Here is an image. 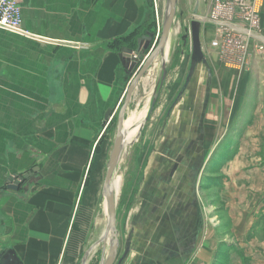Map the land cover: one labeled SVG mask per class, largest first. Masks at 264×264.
<instances>
[{
	"label": "crops",
	"instance_id": "obj_1",
	"mask_svg": "<svg viewBox=\"0 0 264 264\" xmlns=\"http://www.w3.org/2000/svg\"><path fill=\"white\" fill-rule=\"evenodd\" d=\"M19 4L27 34L0 29V264H79L105 229L99 212L103 174L113 121L134 74L123 67L120 50L134 49L136 39L152 31L155 14L151 0ZM208 10L209 4L199 9V18L204 12L200 33L208 35L209 46ZM260 33L264 44V21ZM206 59L211 79L205 126L211 134L220 127L225 136L231 129L239 133L236 148L228 146L235 153L218 166L230 236L211 221L203 224L196 211L192 228L202 238L189 256L168 253L134 264H218L217 244L226 249V263L219 264H260L242 245L254 249L264 242V169L250 157L240 160L247 149L238 139L250 131L252 101L245 102V92L256 80L248 71L236 76L213 49ZM263 65L264 55L252 68ZM213 153L200 165H209ZM246 166H252L248 176ZM27 173L17 189L7 187Z\"/></svg>",
	"mask_w": 264,
	"mask_h": 264
},
{
	"label": "rangeland",
	"instance_id": "obj_2",
	"mask_svg": "<svg viewBox=\"0 0 264 264\" xmlns=\"http://www.w3.org/2000/svg\"><path fill=\"white\" fill-rule=\"evenodd\" d=\"M162 2L163 0L160 9ZM194 2L195 0H179L176 17L178 29L170 40L165 63L167 75L163 84H157L156 92L153 89L150 91L151 81H156L159 74L157 67V75L151 73L147 86L140 81L133 90L134 100L127 110L126 120L131 110L140 112L148 98L152 102L150 112L144 117L145 121L137 132V140L128 145L122 142L120 149L116 175L123 178L117 204L122 245L115 264L127 242H130V250L119 264H134L140 258L157 262L168 253H179L186 258L194 251L196 244L200 246L201 243L197 240L202 238V231L192 228V224L197 225L194 222L196 211H199L203 224L204 221H211L223 236L229 235L232 221L224 209L225 198L221 193V172L218 166L229 157L231 150L228 146L236 148L239 133L231 129L225 138L224 124L227 123V118L220 120L223 129L219 126V131L213 134L208 132L204 113L210 90L202 64L197 66L188 87L177 97L190 63L191 42L187 30L189 31ZM209 3L210 0L201 1L200 11H205ZM203 14L204 12L200 14V18ZM263 15L261 10L262 23ZM160 17L161 14L159 22ZM159 25L153 15L151 28L154 35L157 32L160 35L161 24ZM207 37L206 33H200L205 57L211 52ZM221 59L225 61V58ZM257 59L259 57L251 59L248 69H244L240 75L233 66H227L236 72V76L243 77L248 71L250 79L256 80L246 86L245 92V102L252 101L247 107L253 116L248 128L250 131L238 139H242L241 144L246 145L247 149L246 156L242 154L240 160L250 157L252 163L255 162L264 169V164H260L257 159L259 155L264 159V65L252 68V63ZM234 88L238 90V85ZM115 124L116 117L113 126ZM213 151L209 165L201 166L205 156H210ZM234 153L235 151L230 155ZM250 167L252 166L245 167L247 176ZM101 201L99 212L104 218V200ZM260 244L261 247L254 246V249H251V245L248 247L243 244L242 247L246 249V255L250 254L259 259L260 264H264V242ZM102 247L100 244L92 249L87 264H97L100 259H104ZM225 250L222 245L217 244L215 252H218V264L225 262ZM238 257L241 258L240 255ZM235 259L238 258L235 256ZM241 262L250 264L243 259Z\"/></svg>",
	"mask_w": 264,
	"mask_h": 264
},
{
	"label": "water",
	"instance_id": "obj_3",
	"mask_svg": "<svg viewBox=\"0 0 264 264\" xmlns=\"http://www.w3.org/2000/svg\"><path fill=\"white\" fill-rule=\"evenodd\" d=\"M166 1V21L164 25L161 26V32L156 43H153L154 33L152 31H145L143 35L136 39V47L134 49H131L129 47H121L120 50L119 58L121 63L123 64V67L128 72L134 74L125 89L123 101L117 112L114 135L108 150L105 173L102 184V196L104 194V189H107L106 217L109 230L112 235L113 248L108 257H106L105 259H100L98 264H115L119 251L121 249L122 243L119 230V218L117 214V204L119 195L113 184V180L116 174L118 173L120 149L124 138V123L127 118V110L132 99L133 90L143 78L144 74L155 62V60L169 46L172 32L176 26L177 7L179 0ZM201 1L204 0H195L193 9L191 11L189 31L187 30L191 42L190 63L188 67V72L185 77V81L177 97H179L188 87L191 78L197 68V65L202 64L206 70V80L209 81L211 79V71L207 63L205 54L203 52L200 40V31L202 23L199 19V9ZM141 61L143 62L140 65ZM165 77L166 71H163L158 82L160 86L161 84H163ZM109 114L110 112L107 113V115ZM28 176L29 173L18 177L16 180L12 181L7 187L9 189H17L20 182H22ZM129 248L130 242H127L123 253L118 259L117 264H119L121 260L127 255ZM84 256L81 260H83Z\"/></svg>",
	"mask_w": 264,
	"mask_h": 264
},
{
	"label": "built area",
	"instance_id": "obj_4",
	"mask_svg": "<svg viewBox=\"0 0 264 264\" xmlns=\"http://www.w3.org/2000/svg\"><path fill=\"white\" fill-rule=\"evenodd\" d=\"M19 2L0 0V29L27 34L21 27ZM263 5L264 0H210L204 17L212 26L209 46L225 58L224 63L233 66L238 75L248 69L251 59L264 55L260 34ZM151 6L159 25L161 0H151ZM158 37L159 32L155 33L153 43Z\"/></svg>",
	"mask_w": 264,
	"mask_h": 264
},
{
	"label": "bare ground",
	"instance_id": "obj_5",
	"mask_svg": "<svg viewBox=\"0 0 264 264\" xmlns=\"http://www.w3.org/2000/svg\"><path fill=\"white\" fill-rule=\"evenodd\" d=\"M162 5H163L162 9H160L162 11L161 17H160L161 26H163L165 21H166L167 1L163 0ZM177 29H178V27L175 26V28L172 32V35L174 32L177 31ZM172 35H171V37H172ZM168 51H169V46L155 60V62L152 64V66L148 69V71L144 74L143 78L140 80V81H142L144 86H147L149 84V76L151 75V73H153L156 76L158 73L156 68L158 67L159 74H158L156 81H155V79H153L151 81L150 91H152V89L154 90V92L157 91V84H158L159 79L161 77V73L163 71H166V64L165 63H166V60L168 59ZM166 75H167V73H166ZM151 102H152V99L148 98L146 100V103L143 106V109L140 112H137L136 109H133L129 112V117L127 120H125V123H124V134H123V136H124L123 140L124 141H123V143H125L126 145L131 144L137 140V138H138L137 132L140 130V128L142 127V125L145 121L144 117H146L148 115V113L150 112ZM122 183H123L122 176L116 175L114 180H113V184H114L118 194H119L120 188L122 186ZM102 199L105 202V208L103 209V212H104L103 228H105V229H103V233H102L101 237L97 241H95L92 249L101 244L103 246L102 249H103L104 254H105V256H104V259H105L106 257H108V255L110 254V252L113 248L112 235H111V232L109 230L107 217H106V203H107V189L106 188L104 189V194L102 196ZM92 249L89 250L85 254L83 260H81L79 264H87L88 263Z\"/></svg>",
	"mask_w": 264,
	"mask_h": 264
}]
</instances>
